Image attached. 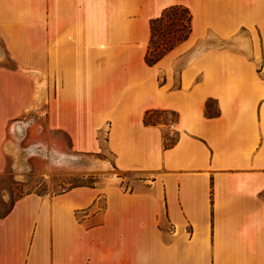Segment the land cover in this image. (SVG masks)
<instances>
[{"label":"crops","instance_id":"obj_1","mask_svg":"<svg viewBox=\"0 0 264 264\" xmlns=\"http://www.w3.org/2000/svg\"><path fill=\"white\" fill-rule=\"evenodd\" d=\"M172 2L189 7L191 33L148 64L149 21ZM44 3L36 23L23 5L20 27L0 34L22 58L36 44L46 124L76 153L110 154L76 169L147 179L18 197L0 215V264H264V0ZM157 109L176 114L168 144L164 123L144 119Z\"/></svg>","mask_w":264,"mask_h":264},{"label":"rangeland","instance_id":"obj_2","mask_svg":"<svg viewBox=\"0 0 264 264\" xmlns=\"http://www.w3.org/2000/svg\"><path fill=\"white\" fill-rule=\"evenodd\" d=\"M173 3L177 2L170 4ZM23 5L33 11L29 14V22L34 24L37 21V7L43 9L45 3L44 0H0V27L6 23L20 27ZM253 33H256L255 29ZM241 36H244L243 31ZM33 37H36L35 31ZM219 40L202 38L196 43L198 47H205L212 42L223 43ZM33 41L36 43V39ZM36 53L34 44L29 46V51L25 53L27 55L22 58L21 47L6 45L5 37L0 34V139L3 140L6 164L0 172V214L7 211L18 197L29 192L51 195L79 184L120 186L125 190L132 189L141 178L147 179L140 172L123 171L113 165L88 171L75 168L76 163L88 157L99 162L102 156L110 158V154L76 153L72 151L69 136L65 132L48 127L46 105L51 89H47V84H51V79L38 75L36 68L42 63L36 61ZM18 108H23L22 114L10 116ZM175 119L174 112L158 109L146 117L147 121L164 123L165 144L176 137V133L170 131ZM31 157L38 159V164L43 163L45 168L41 170L27 165ZM102 205L103 199L100 198L92 210L96 212ZM81 214L79 211L78 215ZM97 219L93 216L90 220L95 223Z\"/></svg>","mask_w":264,"mask_h":264},{"label":"trees","instance_id":"obj_3","mask_svg":"<svg viewBox=\"0 0 264 264\" xmlns=\"http://www.w3.org/2000/svg\"><path fill=\"white\" fill-rule=\"evenodd\" d=\"M191 20L192 13L185 4L173 3L163 7L161 13L149 21L150 37L144 56L145 61L148 64L156 63L176 45L187 39L192 30ZM148 115L147 112L145 120Z\"/></svg>","mask_w":264,"mask_h":264}]
</instances>
